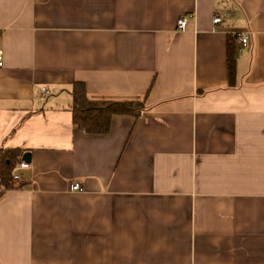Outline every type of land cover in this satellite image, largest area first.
<instances>
[{
  "label": "crops",
  "instance_id": "obj_1",
  "mask_svg": "<svg viewBox=\"0 0 264 264\" xmlns=\"http://www.w3.org/2000/svg\"><path fill=\"white\" fill-rule=\"evenodd\" d=\"M0 48V264H264V0H0ZM76 82L146 109L84 135Z\"/></svg>",
  "mask_w": 264,
  "mask_h": 264
},
{
  "label": "trees",
  "instance_id": "obj_2",
  "mask_svg": "<svg viewBox=\"0 0 264 264\" xmlns=\"http://www.w3.org/2000/svg\"><path fill=\"white\" fill-rule=\"evenodd\" d=\"M235 38L228 37V84L233 87L236 76ZM72 122L84 135L104 136L110 132L115 116H129L137 119L146 109L143 99L92 98L87 95L83 83L76 82L71 90ZM21 150L0 149V198L8 191L19 189L14 179V168L22 159Z\"/></svg>",
  "mask_w": 264,
  "mask_h": 264
},
{
  "label": "built area",
  "instance_id": "obj_3",
  "mask_svg": "<svg viewBox=\"0 0 264 264\" xmlns=\"http://www.w3.org/2000/svg\"><path fill=\"white\" fill-rule=\"evenodd\" d=\"M191 19V16L189 15H185V16H181L179 17L177 20H176V23H175V27H176V30L179 31V32H182L186 29L187 27V24H188V21ZM224 22V17L221 13L219 12H215L213 14V17H212V23L213 25L215 26H220L221 24H223ZM238 40H239V43L241 45V47L244 49H248L250 47V43H249V40L247 39L246 36L244 35H239L238 37ZM3 66V52H2V49L0 48V68ZM44 91V90H43ZM19 166L21 168H25L27 167V164L24 163V162H21L19 164ZM19 177L16 175L14 176V179H18ZM71 190L72 191H75V192H79V191H82V188L80 186L79 183H74L71 187Z\"/></svg>",
  "mask_w": 264,
  "mask_h": 264
},
{
  "label": "water",
  "instance_id": "obj_4",
  "mask_svg": "<svg viewBox=\"0 0 264 264\" xmlns=\"http://www.w3.org/2000/svg\"><path fill=\"white\" fill-rule=\"evenodd\" d=\"M27 157H28V155H24V156L22 157L23 161H26V162H27V161H28V160H27Z\"/></svg>",
  "mask_w": 264,
  "mask_h": 264
}]
</instances>
